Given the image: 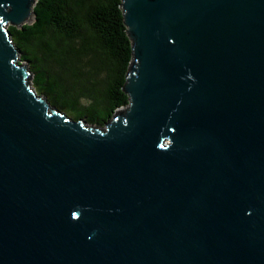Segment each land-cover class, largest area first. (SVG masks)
Instances as JSON below:
<instances>
[{"label":"water","instance_id":"1","mask_svg":"<svg viewBox=\"0 0 264 264\" xmlns=\"http://www.w3.org/2000/svg\"><path fill=\"white\" fill-rule=\"evenodd\" d=\"M0 0V264H264V0H121L102 128L37 95Z\"/></svg>","mask_w":264,"mask_h":264},{"label":"trees","instance_id":"2","mask_svg":"<svg viewBox=\"0 0 264 264\" xmlns=\"http://www.w3.org/2000/svg\"><path fill=\"white\" fill-rule=\"evenodd\" d=\"M120 3L37 0L32 24L6 27L35 93L89 128L104 127L128 102L122 86L131 43Z\"/></svg>","mask_w":264,"mask_h":264},{"label":"rangeland","instance_id":"3","mask_svg":"<svg viewBox=\"0 0 264 264\" xmlns=\"http://www.w3.org/2000/svg\"><path fill=\"white\" fill-rule=\"evenodd\" d=\"M83 101V103L85 102V100H82Z\"/></svg>","mask_w":264,"mask_h":264}]
</instances>
